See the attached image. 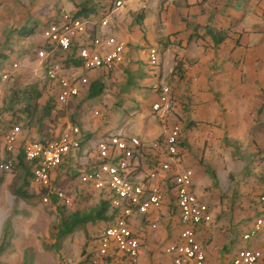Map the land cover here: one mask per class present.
<instances>
[{
	"label": "crops",
	"instance_id": "obj_1",
	"mask_svg": "<svg viewBox=\"0 0 264 264\" xmlns=\"http://www.w3.org/2000/svg\"><path fill=\"white\" fill-rule=\"evenodd\" d=\"M62 13L91 20L107 15V26L94 33L115 37L124 50L110 71H89L68 57L65 73L86 78L87 84L78 85V95L58 105L56 87L45 83L36 48L44 26ZM153 47L159 52L154 68L147 63ZM0 67L10 71L7 80H0V161L11 156L17 163L16 174L2 176L0 192H6L20 171L24 182L18 163L19 155L24 161V144L57 137L71 125L81 130V147L51 173L52 180L69 192L85 188L78 173L91 164L93 146L101 136L124 134L149 144L178 124L179 154L169 160L171 171L192 172V190L211 216V222L196 232L203 264H226L242 248L260 251L262 259L256 264H264V228L252 240L241 238L264 213L259 202L264 196V0H0ZM164 85L170 90V107L153 115L151 106ZM93 90L97 95H90ZM12 123L20 130L8 152L3 131ZM147 158L140 164L138 182L157 170ZM165 181L159 172L150 185L168 191ZM26 182L38 189L31 175ZM93 195L97 205L101 194ZM170 196L167 192L158 210L131 216L132 231L141 242L135 264H170L164 248L182 229ZM7 197L0 195V203L7 201L0 210L7 209ZM73 202L69 214L89 211L77 202L76 210ZM11 212L12 208L6 220ZM109 220L110 216L77 229L82 247L77 264H129L119 258L98 259L94 253V238ZM15 222L10 225L12 243L24 236ZM72 235L65 236L64 249ZM14 262L0 259L1 264Z\"/></svg>",
	"mask_w": 264,
	"mask_h": 264
},
{
	"label": "built area",
	"instance_id": "obj_2",
	"mask_svg": "<svg viewBox=\"0 0 264 264\" xmlns=\"http://www.w3.org/2000/svg\"><path fill=\"white\" fill-rule=\"evenodd\" d=\"M115 6H121V2H116ZM107 17L99 15L97 19L91 20L83 15L62 13L42 29L36 57L43 62L45 83L56 87V104H66L70 98L78 95V85L87 84L86 78L65 73L67 66L64 63L68 57L73 56L89 71H110L115 63L121 61L123 44L113 36L94 33L96 28L101 30L107 26ZM101 47L106 51L102 52ZM158 56L159 52L155 47L149 48L148 65L156 67L159 64ZM12 67L16 69L17 65L13 64ZM9 77L10 71L0 67V80H7ZM170 104V90L164 85L160 87V96L151 106V112L156 115L164 108L168 109ZM19 130V124L12 123L3 131L4 145L8 152H11ZM181 133V127L173 124L164 137L149 144L137 137L107 134L101 136L93 146L91 164L79 171L78 182L88 190L101 194L109 205L110 224L94 238L98 259L119 258L135 264L140 254L141 242L132 231L131 216L136 212L146 215L151 210H158L164 204L167 192H171L170 197L182 229L176 240L164 248V253L170 257V264H203L204 252L196 240V232L211 222L208 206L192 190V172H172L169 164V160L179 154ZM81 140L80 128L71 125L57 137L44 142H28L22 147L24 162L32 166V183L37 186L39 199L43 204H50L54 197L56 204L66 207L72 205L68 190L58 187L52 180L51 173L64 162L71 151L80 149ZM148 156L157 164V170H150L143 181L138 182L140 164L147 161ZM161 157L168 161H160ZM13 161L11 157L0 161V175L12 169ZM159 172L167 179L165 186L169 187L168 191L150 185V181ZM259 202L264 209V196L260 197ZM151 227L155 228L156 225L152 224ZM263 228L264 213L241 236L242 240H252ZM261 259L260 251L242 248L226 264H256Z\"/></svg>",
	"mask_w": 264,
	"mask_h": 264
},
{
	"label": "rangeland",
	"instance_id": "obj_3",
	"mask_svg": "<svg viewBox=\"0 0 264 264\" xmlns=\"http://www.w3.org/2000/svg\"><path fill=\"white\" fill-rule=\"evenodd\" d=\"M46 138H48V136ZM20 152L21 151L18 150V155ZM16 164L17 163L13 161L12 169L1 176L6 174L10 175L12 173L16 174ZM20 173V176L15 175V177H13V181L9 188L6 189V192L5 190H1L0 192V195L3 193L7 194L9 202L6 210H0V241L2 239L3 230L7 225L11 232L9 245L0 255V259L8 261L12 258L15 262L17 261V264H46L48 260H53L55 264H77L78 255L82 249L81 245L77 242L76 234L78 230H74L71 241L66 249H64L63 244L65 237L58 238V235H56L57 227L61 219L71 212L73 209H71L72 206L63 207L61 205L51 204L52 202L47 205L43 204L39 199V190L37 189L34 191V189L29 186V182L27 192L31 195V198L28 201L16 198L13 195V190L22 184L23 173L22 171H20ZM15 178H17V181H14ZM58 187H62V185H58ZM68 196L71 197L70 199L72 202L74 200L73 198H75L73 205L75 204L76 210H79L77 209L76 202L77 204H83L86 210H90L96 205L95 199H97V197L87 188L75 187L73 191H68ZM3 202L7 204V201L1 200L0 205H3ZM10 208H12L11 217L6 220L7 211ZM80 211H83V209ZM16 215L20 217H16ZM14 220H16L15 229L17 232L20 233V231H22V234L25 236H20L17 243H12L14 234L11 231L12 227L10 225ZM7 221L9 222L8 224ZM42 230H45V233H43ZM27 234L29 237H27ZM36 240H38V242H36Z\"/></svg>",
	"mask_w": 264,
	"mask_h": 264
},
{
	"label": "trees",
	"instance_id": "obj_4",
	"mask_svg": "<svg viewBox=\"0 0 264 264\" xmlns=\"http://www.w3.org/2000/svg\"><path fill=\"white\" fill-rule=\"evenodd\" d=\"M178 66L179 64L177 63L175 68L177 69ZM90 95L95 96L97 95V92L93 90L90 92ZM19 156L20 157L18 163L23 168L25 178L22 186L13 191V195L16 196L17 198H20L21 200L28 201L31 198V195L27 192L28 182L26 181L28 177H30L31 175L32 166L26 164L21 158V155ZM2 178L3 177L0 176V184L2 183ZM54 202L55 199L54 197H52V203ZM108 213H109L108 202L101 197L98 204L94 206L91 210L83 213L74 212L71 214H67L65 217H63L60 221V224L57 227L58 238L65 237L73 233L74 230L84 227L88 223L93 224L97 221L108 220L109 218ZM10 236H11V232L7 225L3 230L2 239L0 241V255L7 249L9 245Z\"/></svg>",
	"mask_w": 264,
	"mask_h": 264
}]
</instances>
